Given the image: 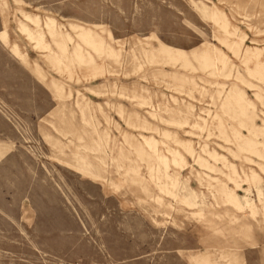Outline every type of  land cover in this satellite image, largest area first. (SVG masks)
Masks as SVG:
<instances>
[{
	"label": "rangeland",
	"instance_id": "374dc122",
	"mask_svg": "<svg viewBox=\"0 0 264 264\" xmlns=\"http://www.w3.org/2000/svg\"><path fill=\"white\" fill-rule=\"evenodd\" d=\"M0 264H264V0H0Z\"/></svg>",
	"mask_w": 264,
	"mask_h": 264
},
{
	"label": "bare ground",
	"instance_id": "6f19581e",
	"mask_svg": "<svg viewBox=\"0 0 264 264\" xmlns=\"http://www.w3.org/2000/svg\"><path fill=\"white\" fill-rule=\"evenodd\" d=\"M248 190V189H247ZM244 192H245V190H244ZM246 193V192H245ZM237 199H238V197H237Z\"/></svg>",
	"mask_w": 264,
	"mask_h": 264
},
{
	"label": "crops",
	"instance_id": "0c3cea01",
	"mask_svg": "<svg viewBox=\"0 0 264 264\" xmlns=\"http://www.w3.org/2000/svg\"><path fill=\"white\" fill-rule=\"evenodd\" d=\"M219 262V261H218Z\"/></svg>",
	"mask_w": 264,
	"mask_h": 264
}]
</instances>
